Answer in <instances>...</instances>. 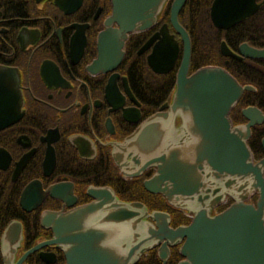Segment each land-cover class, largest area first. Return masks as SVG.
<instances>
[{
    "label": "flooded vegetation",
    "instance_id": "af4514ba",
    "mask_svg": "<svg viewBox=\"0 0 264 264\" xmlns=\"http://www.w3.org/2000/svg\"><path fill=\"white\" fill-rule=\"evenodd\" d=\"M172 1H162L147 29L127 32L120 39L108 32L119 28L116 21L109 20L111 0H0V70L5 72L4 82L0 78V122L10 121L0 126V264H64L59 244L51 242L52 231L41 223V217L45 212L91 202V188L107 187L121 201L141 203L147 213H166L171 228L187 225L193 218L190 208H175L161 194L144 188L154 166L139 170L123 159L127 166L120 167L112 157L117 144L170 101L174 79L168 92L159 87L155 97L152 84L141 77L140 65L152 79L160 80L172 69L175 78L183 50L169 22ZM189 1H183L176 16L189 38L188 74L200 67L189 71L192 43L189 21L183 17ZM211 1L207 9L211 30L224 35L235 24L227 29L214 27L209 18ZM190 3L199 7L203 0ZM255 3L257 9L246 18L254 16L264 1ZM162 25L177 40L178 51L171 69L157 73L146 58L161 35L140 49ZM221 42L235 54L241 43L264 47L247 40L231 46L224 37L219 38L221 64H206L221 66L239 84L252 87L230 108L229 118L232 125H245L249 121L241 110L248 106L259 109L262 118L255 117L250 123L246 139L253 162H259L264 159V59L224 56ZM229 60L247 64L242 69L244 81L223 66ZM174 123L177 127V117ZM256 199L255 191L245 202L255 205ZM232 201L225 195L211 214L221 212ZM182 240L168 247L164 264L174 257L173 264L182 259L178 252ZM156 247L132 264L143 262L152 250L156 255Z\"/></svg>",
    "mask_w": 264,
    "mask_h": 264
},
{
    "label": "water",
    "instance_id": "95a60500",
    "mask_svg": "<svg viewBox=\"0 0 264 264\" xmlns=\"http://www.w3.org/2000/svg\"><path fill=\"white\" fill-rule=\"evenodd\" d=\"M162 1L111 0L109 20L119 28L108 32L124 39L127 32L147 29ZM183 1L173 0L169 9L171 28L183 50L170 101L117 144L112 157L120 167L127 166L125 159L139 170L154 166L144 188L161 194L175 208H190L194 216L189 224L171 228L166 213H147L141 203L121 201L107 187L91 188V202L41 217V223L52 231L51 242L59 244L64 264H132L156 246L164 264L168 247L182 238L178 248L182 259L176 264H264V159L253 162L246 145L250 123L262 114L256 107H245L241 113L249 122L232 125L230 108L252 87L239 84L221 66L204 65L187 73L189 38L176 19ZM258 5L255 0H212L209 18L214 27L227 29L254 13ZM158 34L161 38L146 61L154 72L164 73L173 66L178 51L177 40L166 26L140 50ZM219 49L224 56L264 59V48L246 43L238 45V54L223 42ZM4 76L0 70L2 82ZM255 191V205L245 202ZM227 194L232 203L211 214Z\"/></svg>",
    "mask_w": 264,
    "mask_h": 264
},
{
    "label": "trees",
    "instance_id": "16d2710c",
    "mask_svg": "<svg viewBox=\"0 0 264 264\" xmlns=\"http://www.w3.org/2000/svg\"><path fill=\"white\" fill-rule=\"evenodd\" d=\"M190 1L187 8L183 11V17L189 21L187 30L191 35L192 43L189 71H193L195 68L202 65L220 63L221 57L217 52V42L219 38L224 37L231 46H236L238 42L247 40L250 44L256 47H264V4L254 16L235 24L223 35V33L218 34V32L214 31L215 34L211 30L213 27H211L207 16V9L210 0H203V3L200 4L199 7L197 4H191ZM203 49L204 52H200V50L203 51ZM223 66L238 80L244 81V71L242 69L248 67L247 64L240 65L234 60H229V62ZM140 69L142 79L149 84H152L150 89H153L155 97L156 94L159 93V87H162L163 90L166 89L167 92L171 89L174 79V69L167 73V75L163 76L160 80L150 78L143 65H140ZM237 75H239L241 79ZM244 97L245 95L242 99ZM174 261L175 257L169 259L166 264H173ZM137 264H160V262L156 257L154 250H152L144 256L143 262Z\"/></svg>",
    "mask_w": 264,
    "mask_h": 264
},
{
    "label": "bare ground",
    "instance_id": "6f19581e",
    "mask_svg": "<svg viewBox=\"0 0 264 264\" xmlns=\"http://www.w3.org/2000/svg\"><path fill=\"white\" fill-rule=\"evenodd\" d=\"M146 220H147V221H150V219H149L148 217L146 218Z\"/></svg>",
    "mask_w": 264,
    "mask_h": 264
}]
</instances>
